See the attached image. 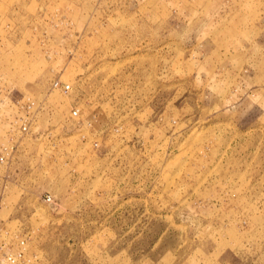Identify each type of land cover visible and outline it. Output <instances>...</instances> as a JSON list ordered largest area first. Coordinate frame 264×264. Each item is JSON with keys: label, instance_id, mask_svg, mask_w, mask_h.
Returning <instances> with one entry per match:
<instances>
[{"label": "rangeland", "instance_id": "obj_1", "mask_svg": "<svg viewBox=\"0 0 264 264\" xmlns=\"http://www.w3.org/2000/svg\"><path fill=\"white\" fill-rule=\"evenodd\" d=\"M263 32L264 0H0V264H264Z\"/></svg>", "mask_w": 264, "mask_h": 264}, {"label": "crops", "instance_id": "obj_2", "mask_svg": "<svg viewBox=\"0 0 264 264\" xmlns=\"http://www.w3.org/2000/svg\"><path fill=\"white\" fill-rule=\"evenodd\" d=\"M260 48H258L257 50H259V53H255L254 55V62L257 63V65L259 64L260 67V73L263 75L264 77V32L262 33L261 37H260V41H259V45ZM249 53V52H248ZM248 53L246 56V59L248 58ZM250 62H253V55L252 52L250 50ZM255 66H257L256 64H254ZM251 73L252 70L250 69ZM255 74V71H254ZM258 91V94L260 96L259 98V102H250V103H245L244 105V111L246 112H259L258 118L256 119H249V122H247V124L249 125V127H253L254 125H257V123H259L260 125H262V123L264 122V85H261L259 87H255V92ZM252 93V92H251ZM252 117V115H251ZM247 118V117H246ZM248 120V119H247Z\"/></svg>", "mask_w": 264, "mask_h": 264}, {"label": "built area", "instance_id": "obj_3", "mask_svg": "<svg viewBox=\"0 0 264 264\" xmlns=\"http://www.w3.org/2000/svg\"><path fill=\"white\" fill-rule=\"evenodd\" d=\"M59 86H60V84L58 82H56L54 84V87L55 88H58ZM62 89L65 90V91H67L69 89V87L68 86H62ZM76 113H77L76 111L73 112L74 115H76Z\"/></svg>", "mask_w": 264, "mask_h": 264}]
</instances>
